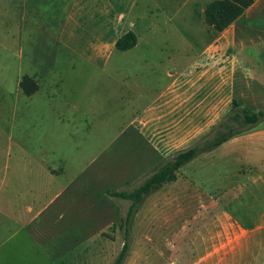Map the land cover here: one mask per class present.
Returning a JSON list of instances; mask_svg holds the SVG:
<instances>
[{"label": "crops", "instance_id": "crops-1", "mask_svg": "<svg viewBox=\"0 0 264 264\" xmlns=\"http://www.w3.org/2000/svg\"><path fill=\"white\" fill-rule=\"evenodd\" d=\"M193 1L179 0V9H185L187 3ZM210 1H197L200 3L194 7L191 5L183 18L192 19L198 14L203 18ZM138 2L139 0H72L56 37L54 29L58 16L57 13L55 16L51 15V22L46 21V26L54 45H39L43 51L39 61L51 65L47 73L41 77L37 71H32L34 61L30 55L23 54L25 46L21 45L19 54L13 55L16 56L12 59L16 111L22 105V97L25 98V112L29 110L31 113L33 103L42 102L41 108L46 113L55 112V125L58 128L64 122L73 126L75 123L88 124L90 115L96 112L111 113L112 108L118 114H129V119L117 127L119 131L108 143L110 147L132 126L139 130L137 136L143 145L152 146L164 156L198 142L195 139L194 144L187 146L181 137L185 136L186 130L191 129L189 100L192 88L195 84L200 85L203 78L206 81L208 71L199 69L207 66L206 53L214 45L205 46L199 53L194 51L198 45H150L151 38L150 43L148 40L147 45H141L145 36L150 37V33L158 34L162 31L161 23H170L171 19L160 17L163 11L160 6L153 9L148 6L151 16L143 15L138 11ZM256 2L254 0V4L246 11ZM171 17L175 19L176 15L173 13ZM203 22L205 26L209 25L206 18ZM22 25H25L24 22L20 23V29ZM128 32L136 35V45L127 50L118 49L117 40ZM188 49L190 52H186ZM20 51L23 52L22 55ZM181 51L183 55L192 54L193 51L195 59L189 62L183 72H177L169 67H175L176 58ZM160 66L167 67L168 82L152 100L146 101L145 89L151 84L144 81L143 85L142 73L152 71L158 74L157 67ZM213 66L214 69L211 70L216 77L217 67ZM148 67H151L150 71L144 70ZM98 72L103 75L96 74ZM26 75L34 79L36 77L39 84V89L31 95L25 94L20 86ZM145 76H151L152 80L156 78L154 75ZM81 81L84 83L80 84ZM69 82L70 87L65 88ZM96 82L104 84V91L106 95H111L110 98L98 100L93 97L91 92L96 87ZM114 89L118 90V93L115 92L117 96H112ZM197 91L201 92L200 89ZM19 141L22 146L25 138ZM229 142L232 141L223 143L219 149ZM155 154L158 156L156 151ZM233 154L236 153L232 152L231 155ZM173 157L174 155L162 159L163 164ZM235 157L228 159V163H223V158L221 161L217 158L214 160V164L217 163L214 170L202 169L199 173L203 180L200 182L201 208L206 210L214 204L217 219L224 217V201H233L235 196L239 198L241 195L234 192L235 189L245 191L254 186L256 176L251 171L241 170L240 156ZM21 159H24L19 160L22 164H17L18 169H15L11 178L0 170V264H105L112 257L110 244L107 243L112 238L105 232L102 239L97 237L98 228L123 226L126 242V237L130 239L131 236L129 226L141 225L145 219L153 224L154 212L161 208L160 204L170 205L176 202L173 184L180 181L179 175L175 181L163 183L147 194L136 204L130 218L129 211L133 201L114 195L116 191H131L139 187L163 164L150 174L116 172L113 175L112 172H103V186H100L96 177L99 178L102 173L93 168L96 157L80 170L71 172L63 163L49 164L47 157L33 160L23 156ZM32 162L37 165L31 164ZM64 177H67L66 181L60 183L59 178ZM185 178L183 192L191 196V190L196 189L197 182L191 175H186ZM73 209V216L80 214L83 218L70 217L73 221L66 225V229L64 218ZM111 232L112 229H109V234ZM113 234H117V231ZM102 242L104 246L108 244L107 249L101 246ZM246 254L241 250L217 248L201 252L185 248L129 249L122 264H141L143 260L147 261L143 264H244L243 257Z\"/></svg>", "mask_w": 264, "mask_h": 264}, {"label": "rangeland", "instance_id": "rangeland-1", "mask_svg": "<svg viewBox=\"0 0 264 264\" xmlns=\"http://www.w3.org/2000/svg\"><path fill=\"white\" fill-rule=\"evenodd\" d=\"M197 1L199 0L187 3L185 9H179L181 4L179 0L138 2V11L143 15L151 16L148 6H152V9L160 6L163 8L160 17L165 20L169 17L171 19L170 23H161L162 31L158 34L150 33V37L145 36V41L141 45H147L148 40L150 43V38L152 40L150 45H198L195 53L201 52L205 46L214 45L206 53L207 66H201L199 69L208 71L206 81L203 78L200 85L195 84L192 88V97L189 100L192 125L190 131L186 130L185 136L181 137L187 146L194 144L195 139L212 137L215 127L236 110L241 108L264 110V0H257L252 8L222 33L209 25L205 26L203 22L205 15L203 14L202 18L198 11H196L198 15L192 19L183 18L191 5L194 7L200 3ZM71 4L72 0H0L1 173L11 178L15 169H18L17 164H22L19 160H24L21 157L26 156L33 160L47 157L49 164L63 163L70 172L80 170L96 157L93 168L102 173V176L96 177L100 186H103V172H112L113 175L116 172L150 174L163 164L162 159L171 158L178 149L164 156L152 146L143 145L137 136L139 130L137 131L134 126L127 129L110 147L108 143L119 131L117 127L129 119V114H118L116 109L112 108L111 113L96 112L90 115L88 124L75 123L73 126L64 122L60 123L58 128L55 125V112L46 113L41 108L42 102L33 103L31 113L29 110L25 112L23 108L25 98L22 97V105L19 110L15 109L12 59L14 60L16 56L13 55L19 54L21 45L25 46V52L20 51L21 55L22 53L30 55L34 61L32 71H37L43 77L51 65L39 61L40 53L43 52L39 45H54L52 35L48 34L46 21L51 22V15L55 16L57 13L54 36H58L61 21L65 20ZM173 13L176 15L175 19L171 17ZM21 22L25 25L20 29ZM186 52H190L189 49ZM195 53L192 51V54L183 55L181 51L176 58L175 67L169 68L183 72L189 62L195 59L193 55ZM213 64L218 71L216 77L211 70L214 69ZM157 68L158 74L152 71L142 73L143 85L144 81L151 84L145 89L146 101L152 100L168 82L167 67ZM146 69L150 71L151 67L144 68ZM66 74L70 75L67 71ZM96 74L103 75L99 72ZM145 75H154L156 78L152 80L151 76ZM70 82L65 88L70 87L72 83ZM103 85L96 82V87L91 92L95 99L111 97L106 95ZM199 89L201 92L197 91ZM113 92L112 96L118 95L115 94L118 90L114 89ZM23 138L25 143L21 146L19 139ZM230 140L232 142L222 148L217 147L206 152L208 155L203 153L189 161L177 172L180 181L173 184L175 204H160L161 208L154 212L153 224L145 219L141 225L129 226L131 232L129 249L185 248L199 252L216 248L241 250L247 253L243 257L244 264H264V121ZM232 152L240 156L241 170L251 171L256 176L255 182L254 186L246 188L245 191L235 189L234 192L241 195L236 198L235 193H232L235 196L234 200L224 201V217L217 219L214 204L206 210L201 208L200 182L203 180L200 179L199 173L202 169L214 170L217 164H214V160L217 158L220 161L223 158V163L236 158L234 154L231 155ZM31 164L37 165L34 162ZM186 175H191L197 182L196 189L191 190V196L183 192ZM66 179L67 177L59 178L60 183ZM71 213H74V209L64 218L66 229H68L66 225L73 221L70 219L73 216ZM73 217L83 218L80 214ZM105 228H98L97 237L102 239L105 232L112 238L107 242L110 244L112 257L105 263L112 264L125 242L124 227L109 228L112 229V234ZM116 231L117 234H113ZM99 233L101 236H98ZM107 243L105 246L103 242L100 244L107 249ZM143 262L147 261L143 260L141 264Z\"/></svg>", "mask_w": 264, "mask_h": 264}, {"label": "trees", "instance_id": "trees-1", "mask_svg": "<svg viewBox=\"0 0 264 264\" xmlns=\"http://www.w3.org/2000/svg\"><path fill=\"white\" fill-rule=\"evenodd\" d=\"M254 4V0H212L205 9V18L210 26L222 32L239 19L247 8ZM137 43V37L133 32L122 35L116 42L120 50L132 48ZM20 86L27 95L35 93L39 89L37 81L28 75L24 76ZM264 121V110H252L241 108L228 114L214 129L212 137L199 140L191 147L178 151L174 157L166 161L155 173L149 176L139 187L131 191H116L114 195L133 201L129 211V218L134 213L136 204L158 188L163 183L177 179V172L189 161L197 156L212 151L223 143L241 134L247 129ZM130 248L129 237L123 245L119 256L113 264H122L126 253Z\"/></svg>", "mask_w": 264, "mask_h": 264}]
</instances>
